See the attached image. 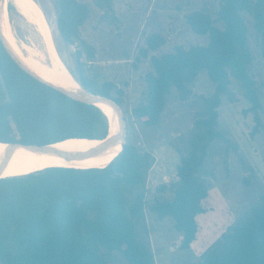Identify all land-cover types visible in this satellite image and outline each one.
Returning a JSON list of instances; mask_svg holds the SVG:
<instances>
[{
    "label": "trees",
    "instance_id": "16d2710c",
    "mask_svg": "<svg viewBox=\"0 0 264 264\" xmlns=\"http://www.w3.org/2000/svg\"><path fill=\"white\" fill-rule=\"evenodd\" d=\"M95 2L111 9L109 0ZM89 13L81 1L57 0L59 33L66 43H78L75 70L69 71L84 89L121 106L122 88L112 80H100L92 65L96 48L81 36ZM245 14L252 18L264 58V0H219L214 19L206 10L193 11L187 21L193 32L208 35L207 44L150 55L164 43L159 34H150L136 57L149 58L152 66L145 75V101L131 111L145 125L159 124L172 88L186 98L200 71H207L215 87L213 95L203 97L189 134L180 137L177 181L169 186L170 195L154 197L150 204L158 218L173 219L184 249L198 239V217L207 209L208 151L216 139L228 141L217 129L221 95L234 78L252 109L259 105L249 72L253 55ZM108 131L109 119L100 107L73 99L28 74L0 40V140L45 145L77 138L99 140ZM115 156L98 167L49 166L0 177V263L155 264L140 233L147 229L144 186L155 157L127 142ZM166 189L162 186L160 191ZM192 264H264V193L198 252Z\"/></svg>",
    "mask_w": 264,
    "mask_h": 264
},
{
    "label": "rangeland",
    "instance_id": "374dc122",
    "mask_svg": "<svg viewBox=\"0 0 264 264\" xmlns=\"http://www.w3.org/2000/svg\"><path fill=\"white\" fill-rule=\"evenodd\" d=\"M24 1L45 17L58 55L68 69L75 70L74 52L78 43H66L59 33L57 0ZM78 1L90 10L81 36L96 48L92 63L95 73L99 74L100 80H112L123 90L124 141L151 151L155 157L144 186L147 229L140 233L153 252L155 264H192L198 252L218 239L233 219L264 193V58L252 18L245 14L248 45L253 55L249 72L255 82L259 105L252 109L244 89L234 78L228 92L221 95L217 129L228 141L216 139L208 151L206 167L211 173L208 175L207 209L198 217L201 225L198 239L190 248L184 249L181 247L182 233L175 229L173 219L169 216L158 218L150 204L154 197L170 195L169 186L177 181L180 137L189 134L197 113L202 110L203 97L213 95L215 87L207 71H200L186 98L172 88L166 96L159 124L145 125L131 111L145 101V75L152 66L149 58L137 61L136 57L140 56L139 50L146 46L145 40L150 34H159L164 39L150 55L172 52L178 46L188 48L207 44L208 35L193 32L187 16L196 10H206L214 19L219 0H109V10L97 6L95 0ZM6 10L17 46L25 55L48 62L46 42L38 27L19 12L14 0H6ZM82 59L87 61L84 54ZM162 186L167 189L160 191Z\"/></svg>",
    "mask_w": 264,
    "mask_h": 264
},
{
    "label": "bare ground",
    "instance_id": "6f19581e",
    "mask_svg": "<svg viewBox=\"0 0 264 264\" xmlns=\"http://www.w3.org/2000/svg\"><path fill=\"white\" fill-rule=\"evenodd\" d=\"M14 4L28 21L38 27L46 42L49 61L45 62L32 57L33 55H25L17 46L6 10V0H4L0 10V27L4 39L12 50L28 68L41 78L70 92L82 93L83 87L71 74L54 47L53 35L45 17L24 0H14ZM36 53L38 52L36 51ZM94 103L108 116L110 127L107 139L118 137L121 134V127L114 110L103 102L94 101ZM102 142L101 140L78 138L67 139L50 144L49 148L53 152L47 149L30 150L24 146L0 142V177L22 175L49 166L76 168L102 166L121 150V144L114 148H107L100 145ZM57 152L62 154H56Z\"/></svg>",
    "mask_w": 264,
    "mask_h": 264
},
{
    "label": "water",
    "instance_id": "95a60500",
    "mask_svg": "<svg viewBox=\"0 0 264 264\" xmlns=\"http://www.w3.org/2000/svg\"><path fill=\"white\" fill-rule=\"evenodd\" d=\"M4 0H0V10L2 7ZM0 40L4 46V48L6 49V51L8 52V54L11 56V58L24 70L26 71L28 74H30L31 76H33L34 78H36L37 80L59 90L60 92L64 93L65 95L79 100V101H83V102H87V103H91L94 104V101H100L103 102L105 104H107L108 106H110L114 112L116 113L117 117H118V121L121 127V134L118 137H114L111 139H107L108 134L106 135L105 138L103 139H99L101 141H103L100 145L102 147H107V148H114L116 145L121 144V150L124 147L125 141H124V136H125V130H126V124H125V118H124V114L122 112L121 106L112 98L110 97H106L100 94H96V93H92L86 89L83 88V92L82 93H73L70 92L58 85H55L43 78H41L39 75H37L35 72H33L30 68H28L24 62L16 55V53L12 50V48L9 46V44L7 43V41L4 39L3 34H2V30L0 27ZM97 106V105H96ZM108 117V116H107ZM110 127V126H109ZM109 132V131H108ZM91 139V138H88ZM0 142H4V143H10V144H14V145H18V146H24L30 150H43V149H47L50 152H53L52 149L49 148V145L52 144H45V145H36V144H20V143H12V142H7V141H2L0 140ZM120 150V151H121ZM119 153V152H118ZM56 154H62L61 152H57ZM118 155V154H117ZM116 155V156H117ZM115 156V157H116Z\"/></svg>",
    "mask_w": 264,
    "mask_h": 264
}]
</instances>
